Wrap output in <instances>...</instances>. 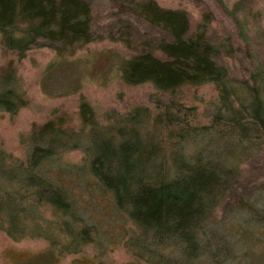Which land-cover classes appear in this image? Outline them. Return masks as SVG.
I'll list each match as a JSON object with an SVG mask.
<instances>
[{
    "label": "trees",
    "instance_id": "obj_1",
    "mask_svg": "<svg viewBox=\"0 0 264 264\" xmlns=\"http://www.w3.org/2000/svg\"><path fill=\"white\" fill-rule=\"evenodd\" d=\"M125 3L168 40L158 45L159 55L148 46L135 50L121 67L123 81L150 83L161 93L211 83L218 92V107L203 126H192L188 115L157 116L158 125L166 122L168 127L179 120L181 128L170 134L194 144L190 153H172L169 158L156 154L159 143L139 140L136 113L122 121L126 135L114 124L108 128L119 136L117 141L92 135L94 127L88 137H78L67 131L63 120L49 119L32 128L23 159L0 150V230L14 240L42 238L48 243L31 264H40L41 258L44 264H55L88 242L94 227L72 190L80 184L110 194L116 207L127 213L134 227L128 249L139 260L195 262L203 226L210 224L208 215L229 191L239 161L264 146V63L249 80L233 81L221 61L228 45L212 41L206 24L192 32L184 10L161 8L154 0ZM91 16L88 0H0V44L21 58L46 46L43 40L63 48L89 43ZM13 81L12 70L0 77V111L11 115L27 105ZM78 109L83 124L94 125L95 115L85 100ZM81 145L86 153L80 164L65 159L68 151ZM47 211L54 221L44 216ZM169 247L176 251L167 255ZM175 252L177 258L168 257Z\"/></svg>",
    "mask_w": 264,
    "mask_h": 264
},
{
    "label": "rangeland",
    "instance_id": "obj_2",
    "mask_svg": "<svg viewBox=\"0 0 264 264\" xmlns=\"http://www.w3.org/2000/svg\"><path fill=\"white\" fill-rule=\"evenodd\" d=\"M88 1L92 12L89 43L63 48L59 43L43 40L46 46L33 48L21 58L0 44V77L12 70L13 85L27 100V105L15 115L0 111V150L23 159L32 128L49 119L63 120L66 130L78 137H88L94 127L92 135H99L101 139L111 136L117 141L119 136L108 128L114 124L126 135L127 127L122 121L136 113L134 128L139 140L144 144L147 141L152 144V140L159 143L156 154L169 158L172 153H190L194 148L192 141L176 139L175 132L170 134L178 131L182 123L178 120L168 127L166 122L158 125L156 118L170 114L172 118L185 119L188 115L192 126L208 124L219 104L215 86L211 83L185 85L174 92L161 93L150 83H125L121 67L135 50L148 46L159 55L157 47L168 37L159 27L130 12L125 6L126 0ZM154 1L161 8L184 10L189 17L190 31L206 24L212 41L228 45L221 61L227 66L231 80H249L254 70L264 63V0ZM81 100L91 106L94 125L85 126L81 121L78 109ZM85 153L81 145L68 151L65 159L80 164ZM229 185L222 202L208 215L210 224H204L199 238V257L191 264H264V226L261 225L264 221V146L242 157L238 174ZM80 186L72 190L94 230L88 235V242L81 245L80 252L67 253L54 263L145 264L128 247L134 227L127 213L116 207L112 196L105 191ZM45 214L54 221L48 211ZM238 229H242L241 234L237 233ZM47 246L42 238L14 240L0 230V264L37 262V255ZM173 250L169 247L165 254ZM176 256L175 252L168 257ZM41 259L40 264H44Z\"/></svg>",
    "mask_w": 264,
    "mask_h": 264
}]
</instances>
